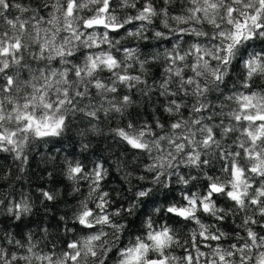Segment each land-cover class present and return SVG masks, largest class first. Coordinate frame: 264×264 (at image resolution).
<instances>
[{
  "label": "clouds",
  "instance_id": "9594fccd",
  "mask_svg": "<svg viewBox=\"0 0 264 264\" xmlns=\"http://www.w3.org/2000/svg\"><path fill=\"white\" fill-rule=\"evenodd\" d=\"M153 262L264 264V0H0V264Z\"/></svg>",
  "mask_w": 264,
  "mask_h": 264
},
{
  "label": "snow or ice",
  "instance_id": "6c2138e0",
  "mask_svg": "<svg viewBox=\"0 0 264 264\" xmlns=\"http://www.w3.org/2000/svg\"><path fill=\"white\" fill-rule=\"evenodd\" d=\"M69 11H71V9H69ZM237 27H240V25H237ZM18 47V45H17ZM8 49H4V52L7 53ZM9 83H11V79H9L8 81ZM74 171H79V169H74ZM216 186L213 185V188H215ZM229 195H234L233 193H229ZM153 264H155V262H153Z\"/></svg>",
  "mask_w": 264,
  "mask_h": 264
}]
</instances>
